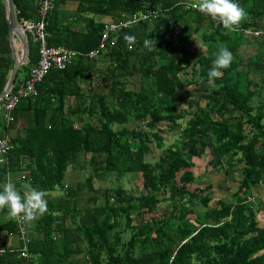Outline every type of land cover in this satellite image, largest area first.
Returning a JSON list of instances; mask_svg holds the SVG:
<instances>
[{
	"label": "trees",
	"instance_id": "obj_1",
	"mask_svg": "<svg viewBox=\"0 0 264 264\" xmlns=\"http://www.w3.org/2000/svg\"><path fill=\"white\" fill-rule=\"evenodd\" d=\"M67 1L77 7L63 22L60 7ZM14 2L20 21L39 20L33 0ZM190 2L55 0L46 16L47 44L82 55L50 70L35 98L19 99L9 130L0 118V136L7 132L11 147L0 166V190L10 180L23 195L29 183L47 201L46 212L27 227V258H19L21 242L12 243L16 226L7 209L0 210V264H264V227L249 198L253 187L264 185V97L250 89L249 79L250 73L264 76V54L240 59V34L264 30V0H235L247 12L236 32L184 7ZM4 6L0 0V93L13 66ZM150 12L155 16L113 34L114 48L97 60L87 57L106 24L96 16L119 22ZM125 34L136 37L131 48ZM195 35L208 47L192 63L188 45ZM148 38L156 49L143 47ZM28 43V62L18 69L13 91L39 60L38 42L28 35ZM221 45L233 60L210 79ZM136 75L138 89L128 90ZM163 122L176 132L168 146L157 128ZM18 126L24 135L11 137ZM207 149L212 166L241 169L237 190L215 207L210 196H201L192 172ZM84 154L90 175L67 185V170H80ZM137 174L141 189L128 192L122 183ZM94 180L103 185L94 188ZM57 188L59 196L52 194Z\"/></svg>",
	"mask_w": 264,
	"mask_h": 264
},
{
	"label": "rangeland",
	"instance_id": "obj_2",
	"mask_svg": "<svg viewBox=\"0 0 264 264\" xmlns=\"http://www.w3.org/2000/svg\"><path fill=\"white\" fill-rule=\"evenodd\" d=\"M96 21H101L102 17L96 16ZM240 44H241V51H240V59L243 62H246L249 56L254 55L255 53L264 54V45L260 39L254 38L251 34L242 33L240 34ZM208 44L203 42L198 36H193L191 41L188 45V50L190 52L191 62L194 63L196 56L198 54H204ZM16 55L18 53H22L20 49H16ZM19 58L21 55L18 56ZM106 61H100L99 66L104 67ZM186 77H190L189 71L186 72ZM184 77V76H183ZM19 78H22V73L19 74ZM249 79L251 81L250 89L259 94H263L264 97V76L259 74L250 73ZM102 81V80H101ZM106 81V80H104ZM132 82H129L127 85L128 90H137L139 84V77L133 76L131 79ZM109 83V81H108ZM85 85V84H84ZM264 100V98L262 99ZM72 103V102H71ZM184 108V107H182ZM181 108V109H182ZM0 118L2 121L4 120L3 112H0ZM189 117L185 116L184 119L178 121L181 127L185 126V122L188 120ZM130 127H140L138 124L129 123ZM158 131L161 136L164 138V146H168L171 144L175 137L173 136L174 131L169 129V124L166 122L160 123L157 125ZM21 129V128H20ZM24 135V131L22 130ZM154 148V145L151 146ZM209 150L207 149L200 159L194 160V168H192V172L195 177V186L203 189V194L201 196L208 195L211 197V201L209 203L210 207H215L219 201L228 202L231 198L232 194L237 190V186L241 179V169L238 166L230 169L227 167L226 164L219 165L218 167H214L209 163L210 157L208 155ZM158 152H155L157 155ZM82 164L81 168L78 171H73L71 169L67 170L66 173V180L65 183L67 185H75L76 183H83L85 178L90 175L91 169L88 163L89 154H84L82 157ZM113 182L116 181V178L112 179ZM103 184L98 181H93L94 188H99ZM105 185V184H104ZM124 189L128 192H134L136 190L141 189L142 186V179L139 174L127 177L125 181L122 183ZM63 193L61 188H57L55 191L52 192L53 195L59 196ZM251 202L254 205L255 211V219L258 222L260 227H264V185L258 184L257 186L252 188L251 194L249 196ZM165 207V204L160 205V213ZM200 212L204 211V208L200 205L197 207ZM155 215V214H154ZM159 215V212L156 213ZM152 215H146L145 218H149ZM18 242L17 237L13 238V245L16 246Z\"/></svg>",
	"mask_w": 264,
	"mask_h": 264
},
{
	"label": "built area",
	"instance_id": "obj_3",
	"mask_svg": "<svg viewBox=\"0 0 264 264\" xmlns=\"http://www.w3.org/2000/svg\"><path fill=\"white\" fill-rule=\"evenodd\" d=\"M33 2L38 6L39 20L37 22L21 21V23L27 38L28 35H30L33 41H36L39 44V60L37 64L31 69L28 79L24 83L19 84L18 87L14 89V91L11 89L10 93L0 100V112H3L6 130H9V127L14 122L12 111L19 99L35 98L38 94L36 88L37 84L43 80L50 70H63L82 55L81 53L72 51L64 46H48L46 41L47 34L45 31L46 16L48 12L53 9L55 0H33ZM184 7L187 9L191 8L189 3H184ZM154 16L155 13L153 12L147 14L136 13L123 21L107 22L97 48L90 51L87 57L91 60H97L101 54L108 52L115 47L114 41H111L113 34H116L123 29L129 28L140 21ZM128 21H132V23H128ZM245 33L251 34L257 39L262 37L264 38V30L262 29L257 31H245ZM10 149V137L8 133L5 132L2 136H0V166L8 163L7 156L10 152ZM11 220L16 226L15 235L21 242L18 249L19 258H27V245L29 243L27 227L30 222H20L12 218Z\"/></svg>",
	"mask_w": 264,
	"mask_h": 264
},
{
	"label": "clouds",
	"instance_id": "obj_4",
	"mask_svg": "<svg viewBox=\"0 0 264 264\" xmlns=\"http://www.w3.org/2000/svg\"><path fill=\"white\" fill-rule=\"evenodd\" d=\"M189 6L198 10L200 13L210 16L213 20L232 32L239 30L240 25L245 21L247 12L235 0H191ZM132 23V21H128ZM124 41L131 48L136 37L124 35ZM156 42L151 39L143 41V47L148 51L156 49ZM233 60L232 53L226 46H218L212 67L208 72L209 78L221 75L222 69H227ZM25 189L23 195L17 190L16 185L10 180L2 185L0 190V210L7 209L9 218L20 222H34L47 210L45 193L42 190L33 188L29 183L23 185Z\"/></svg>",
	"mask_w": 264,
	"mask_h": 264
},
{
	"label": "water",
	"instance_id": "obj_5",
	"mask_svg": "<svg viewBox=\"0 0 264 264\" xmlns=\"http://www.w3.org/2000/svg\"><path fill=\"white\" fill-rule=\"evenodd\" d=\"M4 13L7 22V30H8V43L9 49L11 53V57L13 59V66L9 73L7 82L0 93V100L3 99L7 94L10 93L14 80L16 78L18 69L25 65L28 62V52H29V43L28 38L25 33L24 28L22 27V23L18 18V11L16 9V5L14 0H4ZM18 41L22 45V54L21 57H17L16 50L14 48V42Z\"/></svg>",
	"mask_w": 264,
	"mask_h": 264
},
{
	"label": "crops",
	"instance_id": "obj_6",
	"mask_svg": "<svg viewBox=\"0 0 264 264\" xmlns=\"http://www.w3.org/2000/svg\"><path fill=\"white\" fill-rule=\"evenodd\" d=\"M76 7H77V2H73V1H67L63 5H61V7H60V16H61V19H62L63 22H65L66 19H68L73 14V12L75 11ZM101 21L107 23V22L111 21V19L108 18V17H104V18L102 17ZM14 47H15V50L17 48L21 50V45H20V43L17 40L14 42ZM3 129H4L3 123L0 122V135L3 132ZM9 134L11 135V137H16V136L22 135L23 132H22V129H20V126H18L16 128H12L9 131ZM1 243H2V238L0 239V244Z\"/></svg>",
	"mask_w": 264,
	"mask_h": 264
},
{
	"label": "bare ground",
	"instance_id": "obj_7",
	"mask_svg": "<svg viewBox=\"0 0 264 264\" xmlns=\"http://www.w3.org/2000/svg\"><path fill=\"white\" fill-rule=\"evenodd\" d=\"M21 45V44H20ZM15 48V47H14ZM21 52H22V45H21ZM21 54V53H20Z\"/></svg>",
	"mask_w": 264,
	"mask_h": 264
}]
</instances>
